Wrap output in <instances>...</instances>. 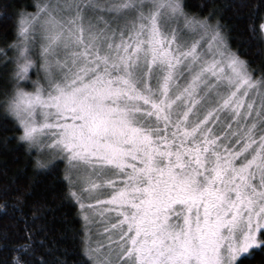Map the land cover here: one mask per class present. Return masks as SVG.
<instances>
[{
    "label": "snow or ice",
    "instance_id": "6c2138e0",
    "mask_svg": "<svg viewBox=\"0 0 264 264\" xmlns=\"http://www.w3.org/2000/svg\"><path fill=\"white\" fill-rule=\"evenodd\" d=\"M35 7L0 3V91L14 121L0 149L23 143L21 172L32 161L31 174L0 181L12 220L0 225L4 264H243L264 254V63L252 67L230 43L247 16L264 45L260 5L246 13L232 0L203 15L185 0ZM33 66L37 78L21 85Z\"/></svg>",
    "mask_w": 264,
    "mask_h": 264
},
{
    "label": "trees",
    "instance_id": "16d2710c",
    "mask_svg": "<svg viewBox=\"0 0 264 264\" xmlns=\"http://www.w3.org/2000/svg\"><path fill=\"white\" fill-rule=\"evenodd\" d=\"M3 2H12L15 4H24L27 5V11L32 12L36 9L35 5L37 0H0V3ZM186 4L190 5V9L192 12H200L201 15L206 14L211 8L214 7H220L223 6L225 3H230L232 0H185ZM244 2L249 5L248 8H245L244 11L246 13L250 12L251 5H260L258 12L256 13L257 19H256V25L257 27L261 23V20L259 19V16L261 14H264V0H244ZM203 5V7H201ZM12 9H9L11 11ZM224 15L226 17L231 16V9H226L224 11ZM229 23H232V20L228 21ZM247 24H248V17L246 16L243 20L238 22L237 28L233 32V39H231L230 43L234 48H238L241 52L242 56L245 59H248L252 63V67H258L262 63H264V45H261L255 38L250 37V34L247 30ZM9 40L12 39V33L9 32ZM0 47H3V40H0ZM11 55V51L8 53ZM35 74V72H32V76ZM3 81L0 79V84H2ZM28 85L31 83L27 82ZM6 99V95L3 91H0V101H3ZM13 124L14 121L11 117H9L6 113L3 111V106L0 104V137H2L5 134L11 133L13 131ZM10 145L14 144V141L9 142ZM16 155L19 158L16 160H13V156ZM32 156L36 155L35 150L32 151ZM31 157L29 158L28 167L21 172L20 169L24 165V145L23 143H20L15 146L11 151H4L3 149H0V169H3L5 166L7 167V177H4L0 175V181H3L6 178H11L13 175H15L18 179L24 178L27 175L31 174ZM43 171V170H41ZM47 182L46 176L40 177V182L36 186L37 193H40L43 189L44 184ZM0 203H4V208L6 209L8 207L7 203L0 200ZM11 224L12 220L9 218L3 210H0V225L3 224ZM77 226H80V222L77 221ZM20 225L17 224V228H19ZM11 253L6 251H0V264H4V262L8 259H10ZM243 264H264V254L261 253V251H256L255 255L252 256L250 259L245 258L243 260Z\"/></svg>",
    "mask_w": 264,
    "mask_h": 264
},
{
    "label": "clouds",
    "instance_id": "9594fccd",
    "mask_svg": "<svg viewBox=\"0 0 264 264\" xmlns=\"http://www.w3.org/2000/svg\"><path fill=\"white\" fill-rule=\"evenodd\" d=\"M34 70H35L34 69V66L33 67H29L28 73H27L26 77L24 78V80H21L20 81L21 85H23V83L25 82V80H27V82H30V83L32 82V80H33L32 79V72ZM9 99H10V97L4 99L3 101H0V104H2L4 111H7L8 110V102H9Z\"/></svg>",
    "mask_w": 264,
    "mask_h": 264
},
{
    "label": "rangeland",
    "instance_id": "374dc122",
    "mask_svg": "<svg viewBox=\"0 0 264 264\" xmlns=\"http://www.w3.org/2000/svg\"><path fill=\"white\" fill-rule=\"evenodd\" d=\"M36 11V9L34 10V11H32V12H35ZM35 72V71H34ZM37 77H36V74H34L33 76H32V79L33 80H35ZM30 83V82H29ZM96 220H97V222L99 223V225L101 226V228H102V225H103V221L101 220V218L100 217H96ZM98 228L96 227V226H92L91 227V232H92V238L95 240V239H103V235H97V232H98Z\"/></svg>",
    "mask_w": 264,
    "mask_h": 264
}]
</instances>
